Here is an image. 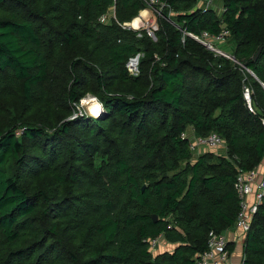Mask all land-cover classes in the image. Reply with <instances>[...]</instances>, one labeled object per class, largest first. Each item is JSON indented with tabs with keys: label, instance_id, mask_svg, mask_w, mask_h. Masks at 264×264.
<instances>
[{
	"label": "trees",
	"instance_id": "obj_1",
	"mask_svg": "<svg viewBox=\"0 0 264 264\" xmlns=\"http://www.w3.org/2000/svg\"><path fill=\"white\" fill-rule=\"evenodd\" d=\"M160 1L188 32L225 27L235 62L182 42L168 9L156 41L123 29L139 0H0V264H195L210 231L233 229L236 175L264 163V0ZM89 93L103 114L65 121ZM188 127L229 160L193 157ZM160 235L171 252L150 251ZM243 264H264V198Z\"/></svg>",
	"mask_w": 264,
	"mask_h": 264
},
{
	"label": "built area",
	"instance_id": "obj_2",
	"mask_svg": "<svg viewBox=\"0 0 264 264\" xmlns=\"http://www.w3.org/2000/svg\"><path fill=\"white\" fill-rule=\"evenodd\" d=\"M144 4V9L139 11L138 16L131 22L119 24L123 29L138 33L145 31L146 35L153 41H156L155 32L158 30V26L155 19L151 17L162 16L163 11L168 9V15L166 20L169 21L176 29L181 31L182 39L184 42L185 37L193 40L197 44L204 47L207 51L211 52L215 57H222L228 60H233L231 54L224 52L219 47L225 45L228 32L225 27H221L218 34H211L207 31H201L198 34L188 32L178 25L174 24L169 18L172 17L174 12L171 11L169 6L160 0H139ZM196 2L195 10L217 11L215 7L216 0H194ZM222 13L224 10H220ZM217 13V12H216ZM164 18V17H163ZM111 19H115L114 6H111L107 13L100 17V22L107 23ZM137 20L136 22H134ZM141 54L138 53L135 56L128 59L126 63L127 72L132 76L138 75V63ZM243 97L246 102V107L249 112L253 113V107L251 105L250 94L248 88H244ZM264 124V121H263ZM188 138L187 136H185ZM189 150L194 152H207L220 147L224 140L216 133H211L205 137L193 136L189 139ZM234 188L239 200V211L234 223L233 229L239 230L240 234L245 237V234L249 231L254 215L257 212V208L264 198V171L260 168H254L250 171H238ZM230 230V229H229ZM226 230L222 233H215L210 231L207 239V249L197 254L195 257V264H228L230 259V252L228 249V233ZM164 243L162 235L149 241V249L151 252H156L159 247ZM243 264V258H242Z\"/></svg>",
	"mask_w": 264,
	"mask_h": 264
},
{
	"label": "rangeland",
	"instance_id": "obj_3",
	"mask_svg": "<svg viewBox=\"0 0 264 264\" xmlns=\"http://www.w3.org/2000/svg\"><path fill=\"white\" fill-rule=\"evenodd\" d=\"M215 7L217 8V13L218 14H221L220 12V10L221 9H223L222 8V4L220 3V2H215ZM138 16V15H137ZM158 18H163L162 16H160V17H158V16H155V17H151V19H155L156 20V23H157V26H158V22H157V19ZM158 31V30H157ZM156 31V32H157ZM155 32V33H156ZM153 39V38H152ZM155 41V40H154ZM221 50H223L224 52H226V53H229V54H231L232 55V51H233V44L231 43V42H228V40H226V43H225V45H223V46H220L219 47ZM92 97H97L95 94H93V93H89V94H87L78 104H76L75 106H73L72 107V112H71V115L74 113V112H83L84 113V115H80L77 119H80V118H86V117H89L88 115H87V111H88V108H89V105H91V103H92ZM98 98V97H97ZM99 99V98H98ZM100 101V100H99ZM101 102V101H100ZM0 121H1V117H0ZM65 121H70V120H68V118L65 120ZM71 121H73V120H71ZM23 128H20V127H18V129H16V134L18 135V134H20V133H22V130ZM48 132H50L51 133V131H48ZM186 136L189 138V139H191L193 136H194V133H193V130H192V128L191 127H188L187 128V131H186ZM211 153H213L215 156H220V157H222V158H225V159H227V160H229V158H228V155H227V149H226V145H225V141H224V143L220 146V147H218V148H216V149H214V150H211L210 151ZM201 154H203V152H194L193 153V157H197V156H199V155H201ZM262 165H264V163H262ZM235 230V229H234ZM161 247V246H160ZM159 247V248H160ZM172 249V247H170L168 250H171Z\"/></svg>",
	"mask_w": 264,
	"mask_h": 264
},
{
	"label": "crops",
	"instance_id": "obj_4",
	"mask_svg": "<svg viewBox=\"0 0 264 264\" xmlns=\"http://www.w3.org/2000/svg\"><path fill=\"white\" fill-rule=\"evenodd\" d=\"M230 232L228 233V241H229V252H230V259L228 264H242V258H243V241L244 236H242L237 229H230ZM176 245L164 243L161 245V247L156 251L157 254L163 253V252H171L173 248H175ZM170 247H172L171 250H168Z\"/></svg>",
	"mask_w": 264,
	"mask_h": 264
},
{
	"label": "clouds",
	"instance_id": "obj_5",
	"mask_svg": "<svg viewBox=\"0 0 264 264\" xmlns=\"http://www.w3.org/2000/svg\"><path fill=\"white\" fill-rule=\"evenodd\" d=\"M104 112V106L97 97H92V103L88 108L87 115L93 119H98ZM80 115H84L83 112H74L68 117V120H75Z\"/></svg>",
	"mask_w": 264,
	"mask_h": 264
},
{
	"label": "water",
	"instance_id": "obj_6",
	"mask_svg": "<svg viewBox=\"0 0 264 264\" xmlns=\"http://www.w3.org/2000/svg\"><path fill=\"white\" fill-rule=\"evenodd\" d=\"M261 52V48H259V50L256 52V54H255V56H254V58H253V60L255 61L257 58H258V56H259V53ZM233 60H235L234 58H233ZM250 74L257 80V78L250 72ZM258 81V80H257ZM259 82V81H258ZM260 83V82H259ZM261 84V86L264 88V85L262 84V83H260ZM261 169H262V171H264V165L261 167ZM152 219L154 220V221H156L157 220V217L156 216H152Z\"/></svg>",
	"mask_w": 264,
	"mask_h": 264
},
{
	"label": "bare ground",
	"instance_id": "obj_7",
	"mask_svg": "<svg viewBox=\"0 0 264 264\" xmlns=\"http://www.w3.org/2000/svg\"><path fill=\"white\" fill-rule=\"evenodd\" d=\"M137 20H135L134 22H136ZM90 106V105H89Z\"/></svg>",
	"mask_w": 264,
	"mask_h": 264
}]
</instances>
